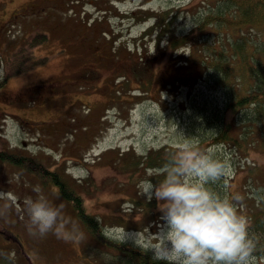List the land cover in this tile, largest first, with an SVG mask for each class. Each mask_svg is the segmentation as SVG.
<instances>
[{"label":"rangeland","instance_id":"1","mask_svg":"<svg viewBox=\"0 0 264 264\" xmlns=\"http://www.w3.org/2000/svg\"><path fill=\"white\" fill-rule=\"evenodd\" d=\"M172 9L176 15L170 29L186 33L194 24L192 14L201 13L203 4L202 0H0V78L17 63L11 54L26 55L24 48L30 42L33 58L40 59L1 85L3 148L35 155L51 168L63 167L74 178H86L91 187L84 190L85 204L101 219L103 234L148 249L155 245L162 221L155 199L150 211L145 209L144 181L156 183L161 167L133 169L130 163L151 149H174L175 128L186 136L198 133L205 138L200 110L209 112L211 103L221 104L219 92L202 83L179 80L165 85L178 68L171 64L169 49L157 53L159 31L145 34L154 22L145 11ZM160 42L161 49L164 42ZM210 148L227 162L223 180L230 196L250 187L264 189L260 146H251L245 156L222 144L205 150ZM130 182H137L141 197L129 188ZM38 185L55 203L65 205L66 214L84 233L81 241H64L51 233L42 239L28 235L24 205L36 195ZM57 197L56 189L41 185L33 173L0 162L1 257L10 264H129L96 243L67 201ZM5 205L10 206L6 211Z\"/></svg>","mask_w":264,"mask_h":264},{"label":"trees","instance_id":"2","mask_svg":"<svg viewBox=\"0 0 264 264\" xmlns=\"http://www.w3.org/2000/svg\"><path fill=\"white\" fill-rule=\"evenodd\" d=\"M202 4L203 11L192 14V17L196 15L194 24L186 33L170 29L174 25L176 10L145 11L154 18L145 34L159 31L155 39L157 53L165 54L166 49H169L171 64L178 68L176 73L173 72L174 78H168L164 83L169 85L177 84L179 80H189L192 84L202 83L207 89L212 88L215 94L219 92L220 106L211 103L210 111H205L207 114L203 113L204 109L200 110L201 127H204L207 135L200 139L203 149L222 144L230 150L237 149L242 156L254 145L264 150V0H202ZM160 41L164 42L162 50L159 48ZM32 49L33 42H30L24 48L26 55L20 56L17 52L11 54L17 63L3 71L0 88L8 77L40 62V59L33 58ZM143 56L138 58L139 65L145 62ZM201 127L199 130H203ZM172 149L165 146L151 149L140 159L134 158L130 164L133 169L145 165L162 168L165 154ZM0 162L27 170L40 180L41 185L50 184L54 187L58 197L72 207L74 218L85 226L93 240L126 258L127 263L165 264L163 260L155 259L153 252L146 247L103 234L101 219L94 216L85 204L84 190L88 191L91 187L86 178H74L63 167L51 168L44 159L35 155L7 150L1 141ZM156 177L152 179L158 180ZM222 184L226 194L230 195L228 184L224 180ZM137 186V182L129 183L136 197H141ZM238 197V206H242V214L249 219L248 232L255 245L251 260H256L254 264H260L264 259V189L250 187ZM130 201L136 204L137 199ZM154 203V199H146L145 209L150 211ZM0 264L10 263L0 256Z\"/></svg>","mask_w":264,"mask_h":264},{"label":"clouds","instance_id":"3","mask_svg":"<svg viewBox=\"0 0 264 264\" xmlns=\"http://www.w3.org/2000/svg\"><path fill=\"white\" fill-rule=\"evenodd\" d=\"M175 131L176 146L164 156L161 178L144 181L143 195L155 199L161 213L162 227L150 249L154 258L165 264H251L255 245L249 219L238 206L240 197L226 194L222 184L227 162L216 149H203L198 133ZM24 210L30 237L42 239L51 233L77 243L84 238L65 205L40 188L25 201Z\"/></svg>","mask_w":264,"mask_h":264}]
</instances>
